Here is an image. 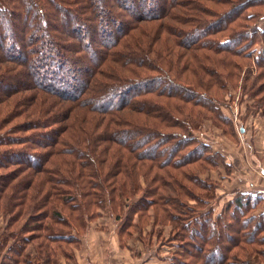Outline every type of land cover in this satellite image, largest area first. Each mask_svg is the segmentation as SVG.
<instances>
[{
	"label": "trees",
	"instance_id": "16d2710c",
	"mask_svg": "<svg viewBox=\"0 0 264 264\" xmlns=\"http://www.w3.org/2000/svg\"><path fill=\"white\" fill-rule=\"evenodd\" d=\"M76 1L82 3L92 20L98 22L95 25L97 31L92 32L93 26H89L92 37L85 39L83 33H78L79 38L74 40L80 51L85 52L86 59L94 63L92 68L82 65L75 69L80 70L83 79L78 84L79 91L70 93L66 89L59 90L64 83L57 86L59 89L55 87L57 79L44 80L46 72L41 71L44 65L40 67L36 60V55L50 60L52 71L47 75L54 74L57 78L59 72L53 66L58 61L53 62L52 57L60 60L62 50L69 46L67 41L59 46L49 42L58 47V52L50 45H38L35 39L44 36L41 20L50 17V9L55 13H52L54 19L61 23V28L58 26L59 30H54L68 41L75 37L76 28L66 25L76 24L78 16L63 9L59 18L58 11ZM96 1L22 0L21 6L16 4L19 7H15V11L14 8L7 9L13 5V0H0V17L10 18L12 28L9 33L0 32V218L6 219L0 229V264H55L53 245L60 247L66 261L72 260V250L79 247L80 236L85 233L88 223L99 216L100 209L109 205L119 219V204L132 202L135 194L141 191L143 196L129 204L125 222L121 225L120 233L126 238L133 232L141 237L149 224L151 232L161 238V231L155 227L169 224L171 233L167 245L178 242L182 248L174 253L171 264H185L180 259L184 253L205 258L206 264H246L247 260L240 255L226 253L231 247L219 252L217 259H210L214 255L209 248L216 250L219 245L209 242L216 235L217 242L223 243L218 229L229 226V221L225 223L226 217L235 220L240 217L241 230L232 227L227 237L232 244L236 242L233 247L242 245L245 258L260 255L256 247L262 244L264 214H247L256 208L257 201L249 203L239 195L231 201L229 214L218 216L215 221L210 218L209 209H198L210 202L211 196L206 194L212 184L209 181L200 185V179L195 180L196 187L205 193L201 196L192 194L186 184H180L174 172L189 163L216 166L218 156L194 135L197 127L191 121L170 134L162 133L160 128L168 129L178 123L174 122L175 117L171 120L172 114L169 117L161 115L157 110L162 107H157L150 98L162 96L164 100L183 101L185 106L199 105L226 120L210 104L217 98L207 94L214 89L212 84L217 83L214 79L207 82L201 76L202 72L216 73L214 68H196L194 72L199 69L198 77L202 81L193 86L184 78L179 79L181 71L190 66L188 61H181L188 52L195 62L208 59L212 63L209 55L212 52L223 55L227 72L233 67V59L239 57L252 61L257 69H264V24L261 31L256 26L249 29L260 14L251 9L264 6V0H109L110 7L102 8L98 5L103 0ZM204 2L225 9L217 11L208 8ZM85 19L81 20L83 26L89 24V19ZM150 23L152 25H147ZM163 33L171 40L168 45H165V39L160 44ZM216 33L224 35L220 38L215 36ZM96 37L99 43L93 45L91 39ZM259 44L262 49L257 58H253L255 54L252 57L251 50ZM96 45L107 53H101L100 49L92 52ZM35 46L38 47L34 49ZM155 46L163 47V50H157ZM114 47L119 48L111 53ZM47 48L49 52L42 53V49ZM177 48L180 51H176ZM174 52L176 58L171 57ZM108 54L112 56L111 60H120L124 71L131 75L120 78L116 74L115 77V69L110 67L113 71L104 73L105 81L92 82L95 74L101 75V70H96ZM150 54L156 56V62L149 59ZM180 63L185 68L180 67L177 73H172L174 77L167 71H160L162 67L177 68ZM136 68H146V75L139 77ZM150 73L158 75H148ZM231 75L228 73L227 78ZM254 75L255 80L249 85V77L245 78V89L255 92L252 95L256 96V92L264 90V71ZM238 76L239 73H235V79ZM149 95L152 96L149 98ZM261 102L264 104L263 99ZM173 109L170 113L177 111L176 107ZM78 112L82 114L79 128ZM99 126L103 128L101 133ZM84 155L89 156L87 160ZM131 160L141 166L148 161V167H155L161 175L152 177L149 187L143 190L133 179H123L135 175L138 165L128 167ZM123 162L124 166H120ZM183 179L189 181L186 175ZM156 206L162 214L155 212ZM150 210L154 213L152 223ZM29 240L38 242L37 249L43 251L37 259L29 257Z\"/></svg>",
	"mask_w": 264,
	"mask_h": 264
},
{
	"label": "rangeland",
	"instance_id": "374dc122",
	"mask_svg": "<svg viewBox=\"0 0 264 264\" xmlns=\"http://www.w3.org/2000/svg\"><path fill=\"white\" fill-rule=\"evenodd\" d=\"M93 1L97 2L96 0H93ZM108 1L109 0H103V3H99L98 8L110 7L111 3H108ZM21 2L22 0H13V5H9L7 9L9 10L11 8L12 10L14 8L15 10L16 9L15 7L21 6ZM16 4H18L19 6H16ZM205 5L208 8L209 7L215 8L217 11H223L225 9L224 6L222 8H219V7L216 8L212 6L211 4H209L208 2H206ZM83 7L84 6L82 3L76 1L72 6L65 5V7L60 8L61 10L58 11L59 18L61 17L63 9L70 11L69 13L70 15L75 14L78 16L76 20L78 22L76 24L66 25L67 28H71L73 26L76 28V31H74L75 37L70 38L69 39L70 41H68V39L65 38L64 35L58 34V31H56V30H59V27L61 28L60 26L61 23L58 22L57 19H54L53 14H52L54 12L51 9L50 10L48 9L49 10L48 13H50V17H45V18H42L41 20L43 21L41 28L45 30L43 33L44 36L41 38L35 39L37 44L39 43V44H42L43 46L50 45L49 42L51 43V41L58 43L57 45L59 46L63 43L64 40H66L67 41L66 44L69 45L66 49L62 50L63 56H60V60L54 55H53L54 58L52 57L53 62L58 61V63L54 64L53 66V69L59 72V76H57V78L56 76H54V74L47 75V73L52 71V65L49 64L50 60H43L42 59L43 56L39 57L38 55H36L38 57L36 58V60L38 64L40 63L39 64L40 67L44 65L42 66V70H41V71L46 72L43 75L46 77L44 80L51 81V80L57 79L56 81L58 82L55 83L56 88H58L57 86L64 83L61 86L62 90L58 88L60 91H64V89L68 90V92L70 93H72L76 89L77 90L74 91L73 93H76L77 91H79L80 86L78 84L80 83V79L81 80L83 79L82 78L83 76H81L80 70L75 71V69L81 67L82 65H87L88 67H91V68L93 67L94 61L89 60V58L86 59V57L84 56L85 52H83L82 50L80 51L79 47H77L78 42H74L75 38L76 39L79 38L78 33H83L85 39H89L90 37H92V35H90L91 29L89 28V26H93L92 32L97 31L95 25L97 24L98 21L92 20L93 18L90 17V13L88 12V10ZM84 10H87V11H84ZM251 11L255 13L257 12L260 14L251 23V27L249 29L256 26L257 30L259 31L263 30L264 6H261V7L254 6L251 9ZM1 15L2 14L0 13V16ZM85 18L89 19L88 21L89 24L83 26V22L81 20L83 19L86 20ZM123 20H128V21L133 22L131 19L130 20L123 19ZM10 21H11L10 18L2 19L0 17V32L3 31V32L9 33L11 31L12 28H11ZM158 23L159 22H157V24ZM132 24L138 25L136 23H132ZM147 25H152V23L147 24ZM222 35H224V33H221L220 35L217 33L215 34L216 37H220V38ZM161 38L162 39L159 40L160 44H163V39H165V42H167L165 45H168L171 42V40L164 33ZM112 39L113 38H111L110 40ZM46 40H48V43L45 42ZM97 42L99 43L98 37H96L95 39H91V43L93 45L94 43H97ZM261 45L262 44L256 45L251 50L252 57H253V54H255L253 58L255 57L257 58L258 52L262 49ZM36 47L38 46H35L34 49ZM53 48H55L56 51L59 52V50L57 49L58 48L57 46H54ZM118 48L119 47H114L110 50V52L112 53L115 49H118ZM99 49L101 53H107L101 48H98L97 45L95 49L94 48L92 49V52H94L95 50H99ZM155 49L163 50V47L155 46ZM254 49H255V52L252 53ZM39 50L41 51V49ZM176 51H180V49L177 48ZM44 52L48 53L49 52L48 48L42 49V53ZM51 53L54 54V52H51ZM175 54L176 53L174 52V54L171 57L174 56V58H176ZM209 55L211 56L210 61H212V63H210L208 59L207 61L202 60L200 62H195L194 60L190 58V53L187 52V55L182 59L181 63L188 61L190 63L189 68H185L184 64L180 63L179 64L180 66L177 68L175 66L173 69L170 70L168 67H162L160 71L161 72L167 71L166 73L169 72L168 74L173 76V74L177 73L180 67H182V69L185 68L184 71H181L179 79L182 80L184 78L189 83H191L193 86H196L200 81H202V79L198 77L199 69L197 70V72H194V70L199 67H202L204 69H208V67H210L209 68L210 70L214 68V71H216V73L213 74L210 71H207V74L206 73L204 74L202 72L201 76L207 82L208 81L211 82L215 80L214 82L217 83V84H212L214 89H211L208 91V93L207 92L206 93L212 97L215 96L217 98V100H212L213 102L210 104L214 107L216 111H218V114L226 117L227 118L226 120L217 118L216 116H214L213 114L214 112L212 113L210 111H207L206 109H204L203 107L199 105L185 106L183 101H170L168 99L164 100L162 96L161 97L153 96L152 98H150V96L152 95L148 96L151 99V102H154V104L157 105V107L159 106L162 107V109L157 110V111H160L161 115H163L164 117L166 116L169 117L170 114H172L171 120H173V118L175 117L174 122L178 123L176 124L177 127L174 126L168 129L160 128V130H162V133L170 134V132H174L177 129H179L178 127L184 125L185 122L191 121L193 122L192 124L197 127V129L194 132V135L200 141L206 143L207 145L211 147L210 151L212 152V154H216L218 156L217 158L218 162L216 166L215 165L211 166L208 164H198V162L189 163V164L180 166L178 168V171L174 172L175 173L174 175L178 178L181 185L186 184L187 187L190 188L192 194L196 193V195H199V196H201V193H205V192H202V190L196 187L197 185L195 183V180L200 179V181L198 182L200 185H205L210 181V183L212 184V189L209 186V193L206 195H210L211 200L210 202L205 203L203 206H199L198 209H202L201 211L209 209L208 213H209L210 218L213 221L217 220L218 216H221V217L227 216L229 214L228 209H229L231 201L235 197H238L239 195L243 196V201H246V202L248 201L249 203H252L253 201H257L256 208L252 211H248L247 213L248 215L255 216V215L262 214V213L264 214V192L257 191V190H251L250 187L247 186L248 182H250V179L258 178L259 173L257 172V168H256L258 164L261 163L262 166H264V149L260 150V147L258 146V142H257L258 136L264 138V104L261 102V99L264 100V90L263 92H256V96H253L252 94L255 92H247L248 90L245 89V78L247 76L249 77V81L247 82V85H249L255 80L256 76L254 74L258 73L259 71L261 73V71H264V69H260V68L257 69L252 61L244 57H239V58L233 59L234 61L233 67L231 68V70L227 72L225 71V68H226L224 65L225 58L223 57V55H217L212 52H209ZM110 56L111 55L108 54V56H106L105 60L103 61V65L97 68L96 72H98V70H101V75H99L98 73L95 74V76L92 78V82L95 83L98 80L101 82L105 81V79L103 78L104 73H106L107 71L108 72L113 71V69L110 67H113L115 69L113 72L115 77L118 75L120 78H122L123 76L128 77L131 75L127 71H124L125 68L123 67V63L120 62V60H118L117 58H114L113 60H111L112 56L111 57ZM155 57L156 56L154 54L149 55V59L151 61L153 60V62H156ZM95 58L98 59L97 57ZM245 64L247 65L245 66ZM127 67L129 68V66ZM136 71L137 73L139 71V74H140L139 77H143L146 75L147 69L146 68H139V69L136 68ZM247 71H249L251 74L247 73ZM121 72H122V75H121ZM230 72L232 73L231 75L232 77L227 78V74L228 73L230 74ZM235 73L237 74L239 73L240 77L238 76V78L235 79ZM151 74L152 76L158 75L155 73L154 74L150 73L148 75H151ZM76 78L78 79L76 80ZM259 82L261 83L262 80H259ZM163 87L165 88V85H163ZM133 92L134 91H132L131 93ZM198 93H203V92L198 91ZM173 106L177 108V111L175 113H170L171 110H174ZM178 108L182 109V112L179 111ZM177 113H181V114H177ZM81 116L82 114L80 113L78 115V128L80 126L79 123L82 121ZM135 117L136 116H134V118ZM151 123L153 125V122ZM99 129H100L99 133H101L100 131L103 129L102 126H99ZM119 152L122 154L121 151ZM243 155H245L247 159H250L253 161L252 164H254L255 166V168L253 169L254 175L251 172L252 170L251 168H249L247 172L241 173V175L240 173H235L236 168H237L236 162H235L236 157L241 158V156ZM87 157L89 156L87 155L83 156V158H85L86 160H87ZM91 157L93 156L91 155ZM114 157L115 156L113 155V158ZM243 159L245 160L244 156H243ZM122 161L124 160H122V157H121V162ZM130 162L131 164L128 165V167H131L132 164H134L135 166L138 165L135 169V175L125 176L123 179L126 181H132L133 179L135 183L138 182V184L143 190L146 188V186L149 187V183L152 177H154L157 174L161 175L160 174L161 172H157L155 167H148L150 164V162L148 161L143 162L144 163L143 166H141V164L139 165V163L136 162V160H131ZM120 166H124V162ZM178 172H180L181 174L179 175ZM259 172L261 173V170H259ZM183 175L188 176L189 181H186L185 179H183ZM194 175L198 179L193 177ZM260 180L262 182H260ZM254 183L257 186H259V183L264 185V180L259 178ZM142 196H143L142 191L135 194L136 198L133 201H135L136 199ZM182 200L184 201L183 198ZM132 202L128 200V201H123L119 204V208L117 210L119 211V214H120L119 219L115 217L112 211L113 209L109 205L106 204L105 208L100 209V212H105L104 219L106 221L104 222V224H100L99 226V227L107 228V231H106L107 233L104 235V237L106 235H109V236L112 235L113 237L117 236L119 227L121 228L122 223L125 222L124 220L126 219L125 213L128 210L129 204ZM191 203L194 204V202H189V204ZM156 208H158V210ZM156 208H155V212L157 211L162 214L161 209L157 206ZM233 213L235 212L233 211ZM152 214L154 215L152 210H150L149 216L150 217L153 216ZM159 217H161V215ZM163 218H167V217L163 215ZM238 219L237 220L230 219V216H228L225 219V223L229 221V224H228L229 226H226V228L218 227L219 228L218 231H220V234L222 235L223 243L220 244L217 242L216 235H215V239H212L209 242L210 245L212 244L219 245V247L216 250L209 248L210 245L209 247H207L210 249V251H213L214 256L210 259H217L218 258L217 254L219 252H222L223 250H225L226 247L227 248L231 247L230 248L231 250L226 251V253L229 255H235V254L240 255L242 259L247 260L246 264H264V253H263L264 252V232H262L260 236L262 238L261 246H257L258 248L256 247L257 251H259L262 255L261 254L254 255V256L251 255V257L249 258L244 257V254L242 253L244 251H241L242 250L241 244L237 245L236 247H233V245L236 244V242L234 241L233 242L234 244H232L231 243L232 241H230L229 238L227 237V235L230 233L229 231L230 228L236 227L238 230H241V226H240V223H238ZM5 222H6V219L0 218V229L4 227ZM152 222H153V218L151 217L150 223ZM147 227L149 230L150 229L152 230L151 224H149ZM156 229H158V227H156ZM160 231L162 233V237L161 239H159V241L160 243H164L162 244L164 246V249L162 252H160L161 260L163 261V262L162 261L160 262L162 263L158 261V257L156 256L157 248L159 246L156 247V244L153 245V243L151 244V247L149 245L141 246V244L136 242L134 235L136 236L138 235L137 233H134V232L131 235V238H126L123 235V233L120 234V236L124 238L123 240L126 243H128L129 245L128 249L131 250L130 252L131 255L118 256L116 260L119 261V264H123V261H125L128 258L129 259L131 258L129 264H171L170 260L174 257V253L179 252V250H181L182 248L181 246H179L178 242H171L172 244L170 245L172 246L167 245L168 239L171 233V226L169 224H162ZM244 233L245 232H243L242 237L245 236ZM27 235L29 236L30 234H27ZM238 238H241V237H238ZM37 243L38 242L29 240L28 250H30L31 252L29 255L31 259L32 258L37 259L39 254L41 255V253L43 252L42 250H39V248L37 249ZM137 245L139 248L142 249V251H144L142 254L141 252L135 251L136 249L135 247H137ZM52 247L54 249L52 250L53 255H54L52 260L55 261L54 263L60 264V262L66 261L65 256H62L61 254L62 251L60 250V247L57 248V245H53ZM73 250H72V253H73L72 260H75L74 253L76 251V248ZM138 253L140 254L137 255ZM205 256L210 257L209 254H205ZM118 258H121V260ZM180 259L184 261L185 264H190V263L191 264H206L207 263V259L205 258H200L198 256L190 257V255H187L185 253H184V256H182ZM210 259L208 258V261H211ZM72 260L66 261V264L68 262H71Z\"/></svg>",
	"mask_w": 264,
	"mask_h": 264
},
{
	"label": "crops",
	"instance_id": "0c3cea01",
	"mask_svg": "<svg viewBox=\"0 0 264 264\" xmlns=\"http://www.w3.org/2000/svg\"><path fill=\"white\" fill-rule=\"evenodd\" d=\"M245 133V131H244ZM243 133V134H244ZM258 146L260 147V150L264 149V138L258 136ZM243 156L245 160L243 159ZM240 157H236V172L235 173H245L249 168H251V172L254 175V164H252V160L247 159L245 155ZM257 172L259 173L257 179H250V182H248L247 186L250 187L251 190H257L264 192V185L259 183V186H257L254 182H256L259 178L264 180V166H262L261 163L258 164ZM261 170V173L259 172ZM261 176V177H260ZM244 180V179H243ZM246 181V180H245ZM260 182H262L260 180ZM99 216L94 219L93 221L89 222L85 233L80 236L79 241L80 245L76 249L74 255L75 260H72L71 262H68L67 264H119V261L116 260L118 256H125V255H131V250L128 249L129 245L126 243L123 239H120V227L118 229L117 236L113 237L112 235H104L107 233V228L99 227L100 224H104L106 221L104 219L105 212H99ZM114 217V216H113ZM104 219V220H103ZM156 228V227H155ZM161 230V227L158 228V230ZM151 232V229L149 230L148 227L143 229V232L141 234V237L135 236L136 242L141 244V246H150L153 243V245L156 244L157 248V257L158 261L161 260L160 252L163 251L164 246L160 243L159 239L160 237H157L155 233L152 231L151 234L148 236L147 233ZM131 238V236L129 237ZM123 240V241H121ZM159 241V242H158ZM124 242V243H122ZM135 251L141 252V254L144 252L141 248L135 247ZM166 248V247H165ZM138 253L137 255H139ZM121 260V258H118ZM129 259V258H128ZM126 259L123 261V264H129L130 259ZM156 260V259H155ZM163 262V261H162ZM160 262V263H162ZM60 264H66V261L60 262Z\"/></svg>",
	"mask_w": 264,
	"mask_h": 264
}]
</instances>
